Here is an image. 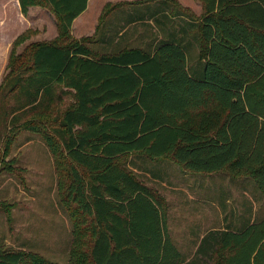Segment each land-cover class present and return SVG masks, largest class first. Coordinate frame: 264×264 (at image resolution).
<instances>
[{
  "label": "trees",
  "instance_id": "obj_1",
  "mask_svg": "<svg viewBox=\"0 0 264 264\" xmlns=\"http://www.w3.org/2000/svg\"><path fill=\"white\" fill-rule=\"evenodd\" d=\"M198 1L200 15L171 0L140 2L147 5L140 19L167 11L194 20V70L186 47L170 38L113 53L73 39L72 22L88 0H18L24 16L36 4L50 8L57 35L20 53L22 35L12 44L0 86V162L22 130L41 133L53 157V138L60 141L71 162L66 200L92 239L88 254H71L69 264H193L168 235L163 198L121 163L127 155L169 156L192 173L241 174L264 198V0ZM67 95L71 104L49 135L41 117ZM24 110L37 115L21 122ZM195 255L264 264V215L237 230L207 231ZM0 264L59 263L0 246Z\"/></svg>",
  "mask_w": 264,
  "mask_h": 264
},
{
  "label": "rangeland",
  "instance_id": "obj_2",
  "mask_svg": "<svg viewBox=\"0 0 264 264\" xmlns=\"http://www.w3.org/2000/svg\"><path fill=\"white\" fill-rule=\"evenodd\" d=\"M171 1L183 7L178 0ZM140 2L90 0L70 35L75 40L83 39L99 52L152 49L159 40L157 21L150 20L151 25L148 18L140 19L147 12V5ZM153 4L149 5L154 12ZM24 17L20 23L13 21L18 26L11 37L16 31L20 33L10 42L5 66L0 67V86L7 74L12 44L20 35L22 38L14 46L16 53L30 44L51 41L57 35V17L47 6L33 5ZM198 52L197 45V50L186 53L189 66L200 63ZM70 104L71 98L64 96L42 115L44 132L51 135V128L58 123L56 119ZM35 114L24 110L18 115L23 122ZM53 139L55 157L41 133L22 130L12 142L5 162H0V246L33 251L46 260L69 264L71 254L78 259L88 254L92 239L90 229L81 223L78 209L66 200L71 162L60 141ZM120 161L163 198L168 235L186 263L213 264L210 259L195 255L207 231L227 226L237 230L245 220H258L264 215V198L252 179L244 175L224 169L209 174L188 172L169 156L148 159L130 154Z\"/></svg>",
  "mask_w": 264,
  "mask_h": 264
},
{
  "label": "crops",
  "instance_id": "obj_3",
  "mask_svg": "<svg viewBox=\"0 0 264 264\" xmlns=\"http://www.w3.org/2000/svg\"><path fill=\"white\" fill-rule=\"evenodd\" d=\"M89 1L90 0H88V2ZM178 1L183 7L187 9L189 8V12H193V14L195 15L201 14L202 7L201 3L198 0ZM30 9L31 7H29L28 11ZM84 11L73 20L71 31L73 30L76 22L80 19ZM161 15V13L156 14V19L158 20L157 26H155V30H157V32L159 33L157 35L159 39L170 38L172 40L180 42L183 46L186 47V53L188 51L192 52L194 50H197V34L193 26L194 20H192L188 15L180 12H177L174 16H171L172 18L170 17L169 13L167 17L160 18ZM24 18V15L20 11L18 0H0V67L5 66V62L9 53L10 42L16 35L20 33V31H16L14 36L11 37V33L16 30V27L18 26V23L13 24V21L21 22V20H23ZM146 20H148V22H150L151 24L150 20H153V18H148ZM193 65L195 67L189 66L187 61L188 68L190 67V69L194 70H198V68H200V65L198 63H195Z\"/></svg>",
  "mask_w": 264,
  "mask_h": 264
}]
</instances>
